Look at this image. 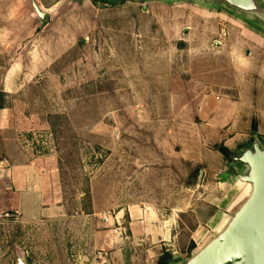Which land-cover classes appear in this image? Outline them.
<instances>
[{
    "label": "rangeland",
    "instance_id": "rangeland-1",
    "mask_svg": "<svg viewBox=\"0 0 264 264\" xmlns=\"http://www.w3.org/2000/svg\"><path fill=\"white\" fill-rule=\"evenodd\" d=\"M33 1L50 14L44 27ZM10 63L24 73L17 103H30L47 130L20 134L22 145L53 142L70 213H95L123 241L136 208L175 220L176 240L154 264H180L215 233L197 213L231 195L228 182L235 207L248 195L232 174L245 167L217 147L264 146L257 19L201 0H0V106ZM2 211L0 264H86L64 223ZM109 256L97 248L93 263Z\"/></svg>",
    "mask_w": 264,
    "mask_h": 264
},
{
    "label": "crops",
    "instance_id": "crops-1",
    "mask_svg": "<svg viewBox=\"0 0 264 264\" xmlns=\"http://www.w3.org/2000/svg\"><path fill=\"white\" fill-rule=\"evenodd\" d=\"M18 66V63H10L1 89L6 99L0 106V211L6 210L2 211L3 217L25 222L64 223V234L68 232L67 239L75 246V252L83 255L86 264H94L97 248L109 252V264H154L176 240L175 220L154 209L136 208L127 216L132 237L123 241L114 237L106 226L98 227L95 213L82 217L79 211L70 213L53 142H49V147L39 146L33 150L22 145L20 134L32 129L33 138L38 139L36 133H41L42 139L47 130L39 128L37 111L30 108V103H17L15 87L24 74L23 69L22 74L17 72ZM45 149L50 151H39ZM235 183L241 185L238 181ZM233 186L228 182L227 191L233 190L232 194L218 198L215 206L197 213L206 231L219 228L225 221V213L235 207L233 202L237 196ZM203 235L207 236L206 232L199 238Z\"/></svg>",
    "mask_w": 264,
    "mask_h": 264
},
{
    "label": "water",
    "instance_id": "water-1",
    "mask_svg": "<svg viewBox=\"0 0 264 264\" xmlns=\"http://www.w3.org/2000/svg\"><path fill=\"white\" fill-rule=\"evenodd\" d=\"M201 1L226 6L264 25V0ZM33 6L41 19L40 27H44L50 14L35 1ZM232 159L245 167L244 173L233 174L248 186L249 193L215 233L180 264H264V146L256 139L252 147ZM18 264H26V259L20 258Z\"/></svg>",
    "mask_w": 264,
    "mask_h": 264
},
{
    "label": "trees",
    "instance_id": "trees-1",
    "mask_svg": "<svg viewBox=\"0 0 264 264\" xmlns=\"http://www.w3.org/2000/svg\"><path fill=\"white\" fill-rule=\"evenodd\" d=\"M252 144L253 143H251V144H249V145H246V146H244V147H242V146H240L241 147V151L243 150V149H246V148H249V147H252ZM217 149L220 151V153L223 155V157L225 158V159H227V160H229L230 162H232L233 163V159H232V156H238L240 153H241V151L239 152V153H234L228 146H226V145H219L218 147H217ZM233 174V173H232ZM193 247H195V246H193ZM165 254V253H164ZM169 253H167V254H165V255H168ZM168 257H169V255H168ZM158 264H168V261L166 260L165 261V259L164 258H162L160 261H159V263Z\"/></svg>",
    "mask_w": 264,
    "mask_h": 264
},
{
    "label": "built area",
    "instance_id": "built-area-1",
    "mask_svg": "<svg viewBox=\"0 0 264 264\" xmlns=\"http://www.w3.org/2000/svg\"><path fill=\"white\" fill-rule=\"evenodd\" d=\"M104 217H105L106 220L108 219V216L106 214L104 215Z\"/></svg>",
    "mask_w": 264,
    "mask_h": 264
}]
</instances>
